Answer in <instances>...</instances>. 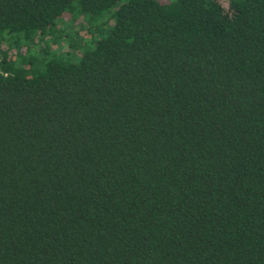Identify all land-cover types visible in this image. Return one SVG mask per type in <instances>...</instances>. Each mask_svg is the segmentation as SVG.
Returning a JSON list of instances; mask_svg holds the SVG:
<instances>
[{
  "label": "trees",
  "instance_id": "16d2710c",
  "mask_svg": "<svg viewBox=\"0 0 264 264\" xmlns=\"http://www.w3.org/2000/svg\"><path fill=\"white\" fill-rule=\"evenodd\" d=\"M0 264H264V0H0Z\"/></svg>",
  "mask_w": 264,
  "mask_h": 264
},
{
  "label": "rangeland",
  "instance_id": "374dc122",
  "mask_svg": "<svg viewBox=\"0 0 264 264\" xmlns=\"http://www.w3.org/2000/svg\"><path fill=\"white\" fill-rule=\"evenodd\" d=\"M226 1H227V0H219V2L221 3V5H222L223 7H225V5H226Z\"/></svg>",
  "mask_w": 264,
  "mask_h": 264
}]
</instances>
